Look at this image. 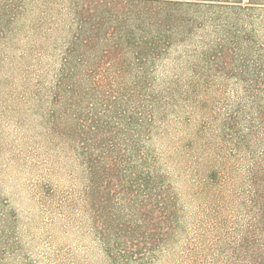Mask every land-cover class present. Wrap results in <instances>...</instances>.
I'll return each instance as SVG.
<instances>
[{
	"label": "rangeland",
	"instance_id": "1",
	"mask_svg": "<svg viewBox=\"0 0 264 264\" xmlns=\"http://www.w3.org/2000/svg\"><path fill=\"white\" fill-rule=\"evenodd\" d=\"M217 1L180 7L182 28L150 71L146 145L177 195L178 224L154 260L126 262L110 256L89 203V100L103 117L108 90L89 99V6L23 0L0 43L4 264L228 263L254 220L255 163L264 168V0ZM110 203L128 215L118 195ZM118 244L114 254L135 247Z\"/></svg>",
	"mask_w": 264,
	"mask_h": 264
},
{
	"label": "trees",
	"instance_id": "2",
	"mask_svg": "<svg viewBox=\"0 0 264 264\" xmlns=\"http://www.w3.org/2000/svg\"><path fill=\"white\" fill-rule=\"evenodd\" d=\"M85 1L89 6V99L90 91L108 87L104 93L100 91L103 117L98 105L89 100V203L93 219L101 224L98 233L110 256L126 262L134 255L142 261L148 257L154 260L175 233L178 198L166 177L154 170L153 156L147 150L154 123L147 99L150 71L182 28L180 7L218 1ZM22 8L23 0H0V43L12 33ZM97 45L104 50L93 62L91 51ZM97 75L100 78L96 81ZM128 77L134 78L132 88L127 85ZM259 165L255 163L251 174L254 220L241 231L226 264H264V168ZM113 194L121 198L128 215L111 214ZM9 234L6 227L0 228V264L5 263L12 247ZM113 239L120 248L128 247L127 243L135 247L114 254Z\"/></svg>",
	"mask_w": 264,
	"mask_h": 264
}]
</instances>
